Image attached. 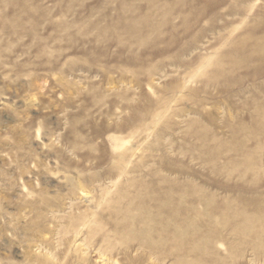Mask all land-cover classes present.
Instances as JSON below:
<instances>
[{"label":"rangeland","instance_id":"rangeland-1","mask_svg":"<svg viewBox=\"0 0 264 264\" xmlns=\"http://www.w3.org/2000/svg\"><path fill=\"white\" fill-rule=\"evenodd\" d=\"M0 264H264V0H0Z\"/></svg>","mask_w":264,"mask_h":264}]
</instances>
